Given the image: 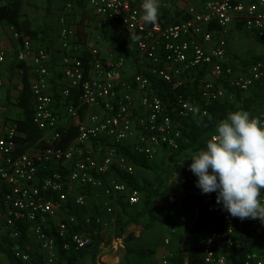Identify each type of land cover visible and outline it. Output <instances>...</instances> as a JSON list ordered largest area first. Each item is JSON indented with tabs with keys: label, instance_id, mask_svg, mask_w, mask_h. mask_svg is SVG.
<instances>
[{
	"label": "built area",
	"instance_id": "obj_1",
	"mask_svg": "<svg viewBox=\"0 0 264 264\" xmlns=\"http://www.w3.org/2000/svg\"><path fill=\"white\" fill-rule=\"evenodd\" d=\"M86 1L100 17L115 21L134 34L137 50L150 65L149 73L167 83L174 93L166 99L152 93L151 79L145 74H136L131 81L120 83L126 60L102 57L97 48L89 49L92 60L86 63L78 28L74 26V5L68 2L59 15L61 70L66 80L62 95L67 98L78 88L82 104L100 106L101 111L93 112L88 122H80L76 140L63 148L59 115L49 91V51L10 26L14 38L20 41L17 58L28 64L33 77V122L49 137L48 146L41 152L17 153V120L0 128V232L16 242L20 235L17 220L28 223L48 263L58 260L57 236L66 250H80L93 243L90 232L69 228L74 217L58 221L60 211L67 209L70 188L102 186L103 177L116 168L135 173L130 159L119 151L122 143L127 142L150 160L161 146L171 149L179 145L183 138L180 121L194 117L200 109L178 91L187 80L199 71L210 70L214 79L201 82L199 87L201 99L210 103L226 97L225 82L248 90L264 77V60L251 63L246 72H238L226 61L227 34L233 24L248 31L264 32V0H205L202 10L192 12L189 19L167 25L144 23L142 10L132 0ZM178 1L160 0V6L169 7ZM7 57V50L0 44V87L4 84L2 70ZM136 91L141 93L138 108ZM67 110L71 117L78 118L79 110L73 102L67 104ZM205 114L203 109L202 115ZM259 117L264 119V110ZM189 179L195 183L198 177L189 175ZM106 188L108 193H128L130 204L141 202L142 194L122 182L113 181ZM192 193L197 203L224 226L202 240L204 264H232L227 249L236 244L238 226L246 227L251 236L264 235V223L232 217L222 204H217L216 192L203 194L195 183ZM168 199L175 202L173 196ZM76 203L83 204L84 197H77ZM51 222L57 236L50 235ZM113 242L114 249L122 244L120 238ZM102 251L98 262L106 264L99 260L106 249ZM13 252L24 263L30 262V255L19 245L13 247ZM163 264L168 263L165 260ZM245 264H264V242L261 250L246 255Z\"/></svg>",
	"mask_w": 264,
	"mask_h": 264
},
{
	"label": "trees",
	"instance_id": "obj_2",
	"mask_svg": "<svg viewBox=\"0 0 264 264\" xmlns=\"http://www.w3.org/2000/svg\"><path fill=\"white\" fill-rule=\"evenodd\" d=\"M22 9V0H10L8 3L0 4V24L13 26L17 31L23 32L27 38L36 39L39 33L32 28V24L28 19H22ZM255 35L259 43L264 46V32L262 34L260 32H255ZM88 58L90 57H85V60L88 61ZM259 60H264V54L245 60L243 64L249 65ZM145 75L151 79L154 88L153 93L160 95L163 99L168 97L172 98L174 92L171 91L167 83L158 80L156 76L149 72ZM224 86L226 89V97L222 100H216L210 103H206L201 99L199 91L200 83L198 79L189 81L178 90L179 93L184 94L187 99L197 103L200 107L198 113L194 117L180 121L179 127L182 131L183 138L177 147L170 149L169 159L173 163V167L171 172L166 176H170V173H176L174 177L182 189V192L186 194L187 197V200L184 202L190 201L189 199H193L195 202L197 201L193 193L190 192L191 184L193 183V181L189 179L190 168L187 166L181 171L182 165L178 163L177 158L182 156L185 152L191 151L196 153L200 148L205 147L206 145L200 144V142L206 136L215 133L217 124L220 120L226 118L229 112L243 108L249 111L253 116H260L259 113H256V107L259 106L264 110V77L255 81L248 90L234 88L228 82H225ZM231 94H233V98L230 97ZM203 109L206 110L205 115H202ZM33 114L34 109L33 111H27L26 119L17 121L18 128L21 132L25 131L26 134L30 133L32 128L40 132L42 131L33 122ZM61 132L62 140L60 146L66 148L78 136V127L73 126L67 131L61 130ZM17 141L21 143L22 139L19 138ZM119 151L130 159L135 168L153 170L151 160L147 158L146 155L134 151L127 142L119 145ZM114 173L117 174L119 182L126 184L131 189H137L143 194V206L140 209H134L136 205L130 204L129 202L124 203L120 200L122 214L116 219L114 235L110 237L109 241L105 242L101 231L102 227L101 224L97 222V217L91 216L88 221V219L83 217L79 208H74L71 204H67L69 215L75 218L74 222L68 224L69 228L75 231L86 230L90 232L93 243L80 250H66L63 248L62 240L55 233L54 222H51L52 230L50 231V235L57 236L59 255L58 260L53 264H77L86 257H90L94 264H100L97 257L100 255L103 247L106 244L110 245L114 239L123 237L132 224H138L142 218L148 216L149 221L145 227L151 229L156 223L166 222L171 219V212L159 215L155 214L152 209L153 201L159 196L160 186L163 185L161 174H157V178L155 179L156 182L152 183L147 179H138L134 173L130 174L117 168ZM17 225L20 230V235L16 242H14V239L9 235L4 236L2 241H0V250L3 255L11 264H25L21 259L17 258L13 252V247L17 244L30 255L31 260L29 264H45V262H47L45 255L27 248L26 239L29 224L17 220ZM223 228L222 222L216 216L208 213L202 205L198 204L196 220L185 234L182 246L167 256V263L185 264V262H188V264H204L202 259V240L207 234H211L214 231H221ZM234 236L236 238V244L227 249L228 257L232 264H245L246 255L249 252L261 250L263 246L264 235L251 236L246 227H236ZM130 238H132V233L128 234L124 240L128 242ZM154 253V249H133L129 247L126 250L124 259L127 264H135L130 261L131 254H135L142 259H147L153 256Z\"/></svg>",
	"mask_w": 264,
	"mask_h": 264
},
{
	"label": "rangeland",
	"instance_id": "obj_3",
	"mask_svg": "<svg viewBox=\"0 0 264 264\" xmlns=\"http://www.w3.org/2000/svg\"><path fill=\"white\" fill-rule=\"evenodd\" d=\"M23 1V20L28 19L35 30L45 31L48 28V21H55L63 6L71 2L74 5V15L79 11L77 17V22H74V26L78 27L80 38L85 42L86 48L89 49L97 48L99 49V54L102 57L112 56V59L124 58L127 64H131V67L138 64L142 66L143 70L149 67L148 62L143 56H137L135 52V36L128 31H126L120 24L116 22H111L106 18L100 17L94 9L88 4L86 0H22ZM9 0H4V3H8ZM136 5L142 6V0H136ZM59 9V13H58ZM84 16V18L81 17ZM76 19V17L74 16ZM174 23V22H173ZM117 27H121L123 32H119ZM119 32V33H118ZM227 44L228 51L232 54V58L228 61L238 72H246L251 64H243V61L249 60L254 56H259L264 53V48L261 47L255 35L252 32H247L243 28L234 27L229 28L227 34ZM113 47V48H112ZM136 54V55H135ZM234 56V58H233ZM236 60H238L236 62ZM127 73V72H126ZM125 73V74H126ZM197 76L194 75L193 78ZM208 76V77H207ZM201 77V78H200ZM198 77V81L204 82L205 79L211 78L210 73H204L203 76ZM151 92H154L153 85H151ZM139 94L137 93V97ZM263 109L259 106L256 107V113H261ZM139 112V111H138ZM137 112V113H138ZM206 136L200 144H205L208 139L212 136ZM188 154H194L191 151L185 152L182 156L177 158L178 163L182 165L181 171L189 166L192 162L191 157L186 158ZM170 149L162 148L158 151L154 159L151 160L153 170H145L141 168H136L135 175L138 179H147L152 183H155L157 174H161L163 178V185L160 186V192L164 195L163 202L167 203L162 207L156 205L155 214H163L164 212H171V219L166 222L156 223L151 229L146 228L145 225L149 221V217L146 216L141 219L140 223L135 224L136 226H130L126 231L123 239L122 248L117 245L116 249L112 246L114 242L110 245L106 244V253L110 256L109 259L100 260L102 262L107 261V264H116V259L119 258L118 264H127L125 262L124 256L126 250L129 247L133 249H154L155 254L151 256L149 260L142 259L137 255L131 254V256L136 261V264H163L166 260L167 255L170 251H175V249L182 246L187 229L193 224L197 216L198 203L193 199L187 200L186 194L182 192L176 178L175 174L166 176L171 172L173 163L169 159ZM186 158V159H185ZM185 159V160H184ZM190 175L194 176L193 172L190 170ZM103 185L98 187H74L69 189L68 204L79 208L81 214L84 218L88 219L91 216H96L101 224V231L104 236L105 242L109 241L115 233V223L117 217L122 214V207L120 200L124 203H128V193H116L115 191L107 192L113 181L118 182V176L116 173L109 174L103 177ZM197 178V176H196ZM194 183V181H193ZM193 191V185L191 184L190 192ZM83 196L84 203L77 204V197ZM173 196L175 202H170L169 197ZM162 197V196H161ZM190 198V197H189ZM170 202V203H168ZM169 204H172L170 206ZM143 206V194L141 195V202L134 206V209H140ZM171 208L168 210V208ZM168 210V211H167ZM164 215V214H163ZM70 216L67 209L60 211L58 221L62 219L69 220ZM131 228L134 229L132 232V238L124 240L131 232ZM6 236L0 232V241ZM116 240V239H114ZM26 245L28 249L32 251H40L41 247L38 244V239L36 238L33 231L27 235ZM42 252V250H41ZM57 261V260H56ZM55 261V262H56ZM116 261V262H115ZM53 262V263H55ZM45 262V264H53ZM0 264H11L5 257L0 258ZM25 264H29L25 263ZM78 264H94L90 257L82 259Z\"/></svg>",
	"mask_w": 264,
	"mask_h": 264
},
{
	"label": "crops",
	"instance_id": "obj_4",
	"mask_svg": "<svg viewBox=\"0 0 264 264\" xmlns=\"http://www.w3.org/2000/svg\"><path fill=\"white\" fill-rule=\"evenodd\" d=\"M135 1L136 0H132L133 5L139 7L138 5H136ZM204 2H205V0H179L177 3L170 5L169 7H161L160 6V15L158 18V22L163 23L164 25H167V24H170L173 22L176 23V22H180V21L189 19L192 16V12L202 10ZM139 8L143 12L142 7H139ZM58 13H59V9H58ZM60 13L57 14L58 18L55 21H53V22L48 21L47 22L48 28H46L45 31H43V30L38 31L37 30L39 35L36 39H32V40L34 41V43H37L41 46H44L49 51V55H50V67H49L50 68V89H49V91H50V94L53 98V108L57 112V114L59 115L60 128H61V130L67 131L68 129H70L73 126L78 127V124L82 121L88 122L90 115L93 112L101 111V107L100 106H92L91 107V106L82 104V102L80 100V90L78 88H74L72 90L70 96L67 98H65L62 95V89L66 85V80H65V78L62 74V70H61L62 69L61 68L62 50L60 48V36H59V33H60L59 15H60ZM78 13H79V11L77 12V10H76V15H74L76 17V19L74 18V22H77V17H79ZM81 17L84 18L83 15H81ZM107 20H109V19H107ZM109 21H111V20H109ZM111 22H115V21H111ZM238 26L240 28H243L240 24H233L231 26V28L238 27ZM121 27H117L119 32H123V29ZM32 28L34 29L33 26H32ZM244 30L247 32H252L255 35L254 31H248L246 29H244ZM126 31H128V30H126ZM78 32H79V30H78ZM129 33H131V32H129ZM255 39H256V35H255ZM80 40H81L80 42H81V44L83 46V50H84V52H83L84 57L87 58V56H89L90 58H88V61L90 62L92 60V55L89 52V48L88 47L86 48V46L84 44L85 42L81 38H80ZM257 43L261 47L264 48V46L262 44H260L258 40H257ZM0 44L8 52V57H7L6 62L3 65V70H2L4 84H3V86L0 87V128L2 129V128H5V126L8 125V122H11L12 120H17V121L18 120L19 121L25 120L27 117V111H33V109H34V97H33L32 92H31V84H32L33 77H32V74L30 72V68H29L27 63L18 60L17 55H18V50L20 48V41L14 38V36L10 30V25H8V24H4V25L0 24ZM135 44H136V37H135ZM209 45H211V44H209ZM135 52L137 54V56H135L136 58L138 56H142L140 54V52L137 50V47H135ZM230 54L231 53L228 51L226 61H229L232 58V56H231L232 54L231 55ZM110 57H112V56H107L105 58H110ZM233 58H234V56H233ZM88 61H86V63ZM237 61L238 60H236V62ZM147 64H149V63H147ZM149 67H150V65H149ZM149 67H147L146 70H143L142 66L135 64V66L133 68V66L131 67V64H129V63L127 64V62H126V68L121 74L120 83H122L123 81H129V80L131 81L132 78L134 77V75H136V74L148 73ZM204 73L208 74V73H210V70L207 69V70L199 71L195 78L192 77V79L187 80L186 83H188L189 81L196 80L198 77L203 76ZM212 77L214 78L215 76L211 72V78ZM205 80H212V79L207 78ZM200 84H201V82H200ZM136 92L139 94V96L137 97V93L135 94V96H136L135 107L138 108L141 93L139 91H136ZM69 102H73L75 104V106H77V108L79 110L78 118H73L69 115L68 110H67V104H69ZM137 108H136V110H137ZM48 137H49V135L47 134V132H44V131L40 132L38 130H35L34 128H32V131L30 133H27V134L25 131H22V132L20 131V137L19 138L22 139V142L17 144V153H22L25 151H29L32 153L41 152L42 150H44L48 146ZM75 140H76V138L68 146H70ZM162 148H167V147L163 145L160 147V150ZM195 183H196V181H195ZM195 183H192L193 188H194ZM163 196L164 195L160 192L159 196L153 201L152 209L155 212H156V210H155L156 205H158L159 207H162L165 204H167L166 202L165 203L163 202ZM168 203H170V202H168ZM169 205L172 206V204H169ZM66 208H68V207L66 206ZM170 209L171 208L169 207L168 210H170ZM163 214H165V212ZM163 214H160V215H163ZM195 220H196V218H195ZM131 226L133 227L136 225L132 224ZM187 230H189V229H187ZM30 231L31 230L28 229V234L30 233ZM133 231H134V229L131 228V232H129L128 234L132 233ZM1 233L5 234L4 231H2ZM120 239L122 240L121 247L125 248V246L123 245L124 243H123L122 237ZM115 242L117 244V241H115ZM38 244H39V242H38ZM118 244H119V242H118ZM105 249H106V247L104 246L102 250L105 251ZM38 252L42 253L41 249ZM169 252L170 253L167 256H169L173 251L169 250ZM42 254L44 255V253H42ZM155 254H157V253H155ZM57 255H58V253H57ZM134 256H135V254H134ZM1 257H5L3 255V253L0 256V258ZM105 258L106 259L110 258V256L106 253V251L103 254H101L99 260H104ZM150 258L151 257H149L145 260H149ZM6 260H8V259L6 258ZM116 261H117L116 264H118L119 258H117ZM130 261L132 263L136 262L131 255H130ZM106 264H107V261H106Z\"/></svg>",
	"mask_w": 264,
	"mask_h": 264
},
{
	"label": "clouds",
	"instance_id": "obj_5",
	"mask_svg": "<svg viewBox=\"0 0 264 264\" xmlns=\"http://www.w3.org/2000/svg\"><path fill=\"white\" fill-rule=\"evenodd\" d=\"M141 7V20L155 25L160 0H143ZM188 157L203 194L216 192L217 204L232 217L264 223V119L243 108L231 111L206 146Z\"/></svg>",
	"mask_w": 264,
	"mask_h": 264
}]
</instances>
